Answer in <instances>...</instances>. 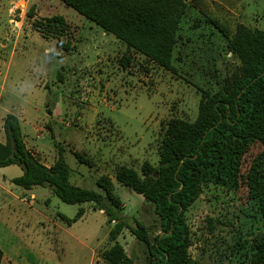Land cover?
I'll list each match as a JSON object with an SVG mask.
<instances>
[{
	"label": "rangeland",
	"instance_id": "1",
	"mask_svg": "<svg viewBox=\"0 0 264 264\" xmlns=\"http://www.w3.org/2000/svg\"><path fill=\"white\" fill-rule=\"evenodd\" d=\"M187 3L173 52L174 70L168 71L131 53L129 66L122 68L125 46L59 0H0V140L4 142L5 116L14 114L24 142L41 161L51 162L46 155L57 158L56 144L64 149L73 186L102 194L96 180L108 176L124 203L123 215L150 227L151 237L159 228L152 205L119 184L116 170L126 166L139 172L144 161L156 166L166 123L172 118L193 121L200 89L216 90V81L234 71L237 61L204 16L230 34L239 24L264 30V0ZM55 15L68 25L67 35L58 41L44 38L33 26L45 30L47 19ZM71 151L83 154L92 166L79 163ZM258 151L252 144L249 155ZM21 175L16 165L0 168L2 264H88L92 250L110 248L113 224L102 211L91 203H63L46 187L23 190L10 181ZM245 196L243 183L234 181L231 172L207 176L200 197L185 214L190 255L198 264L230 263L237 231L259 226L243 214ZM80 208L84 215L77 222L67 226L59 220V215L72 219ZM54 223L78 241L61 238ZM47 233L53 244L51 258ZM60 238L66 243L64 252ZM117 242L133 264H148L146 248L128 231Z\"/></svg>",
	"mask_w": 264,
	"mask_h": 264
},
{
	"label": "trees",
	"instance_id": "2",
	"mask_svg": "<svg viewBox=\"0 0 264 264\" xmlns=\"http://www.w3.org/2000/svg\"><path fill=\"white\" fill-rule=\"evenodd\" d=\"M59 1L125 46L119 60L122 68L129 66L131 53L165 70H174L172 60L178 31L190 6L185 0ZM204 22L223 37L226 52L238 63L234 71L216 81V90L200 89L193 121L172 118L166 123L156 166L144 161L139 172L121 166L114 176L118 183L152 205L159 223L158 233L153 237L150 227L123 215V204L108 176L96 180L102 194L73 186L63 148L54 144L57 158L46 167L26 148L19 119L7 114L3 120L5 141L0 142V168L16 165L22 170L21 176L11 180L12 184L23 190L49 188L69 205L91 203L94 210L102 211L107 222L113 224L108 234L113 244L98 255L104 264H133L117 242L123 231L143 244L148 264H198L190 255L191 231L185 214L200 197L207 176L216 172L220 175L231 172L234 181L243 183L246 190L243 214L259 223L252 231H237L228 256L231 262L217 264H264V30L239 24L230 34L211 17L204 16ZM46 23L45 30L33 25L44 38L58 41L67 35L68 25L63 17L55 15ZM252 144L258 145L259 151L249 155ZM72 154L79 163L92 166L83 154L76 151ZM83 215L80 208L72 219L62 215L59 218L69 226ZM2 258L0 248V264Z\"/></svg>",
	"mask_w": 264,
	"mask_h": 264
},
{
	"label": "crops",
	"instance_id": "3",
	"mask_svg": "<svg viewBox=\"0 0 264 264\" xmlns=\"http://www.w3.org/2000/svg\"><path fill=\"white\" fill-rule=\"evenodd\" d=\"M186 2L188 1V0H185ZM124 46V45H123ZM2 132V131H1ZM4 134V133H3ZM1 135H2V133H1ZM51 135H52V138L54 137L53 136V134L51 133ZM4 136V135H3ZM4 141H5V137H4ZM0 142H2L3 143V141H1L0 140ZM25 143V142H24ZM25 146H26V148L27 149H29V150H31L36 156H38L39 154L38 153H36V151H34V149H30L27 145H26V143H25ZM72 152V151H71ZM41 157V156H40ZM43 157V156H42ZM45 157H47L48 159H50L51 160V162L50 163H44L43 161H41L40 159V162L44 165V166H46V167H49V166H51L53 163H54V161L56 160V158L55 157H53V158H50V156H45ZM39 158V157H38ZM104 176V175H103ZM106 176V175H105ZM4 179H6L5 177H4ZM13 179V178H12ZM12 179H10V181L12 180ZM111 180V179H110ZM116 180V179H115ZM111 182H112V180H111ZM112 184H113V182H112ZM120 184V183H119ZM97 186V185H96ZM123 186V185H122ZM113 187H114V184H113ZM100 189V188H99ZM31 190V189H30ZM101 190V189H100ZM27 191H29V190H27ZM94 191V190H93ZM114 192H115V188H114ZM117 196V195H116ZM118 197V196H117ZM119 198V197H118ZM120 199V198H119ZM122 202V201H121ZM146 202V201H145ZM122 204H123V208H124V203L122 202ZM59 220H61L60 218H59ZM62 221V220H61ZM65 223V222H64ZM66 224V223H65ZM67 225V224H66ZM68 226V225H67ZM70 226V225H69ZM54 232L55 233H57V234H59L60 236H61V238L64 236L65 238L66 237H70L72 240H77L74 236H73V234H71L70 232H68V229L66 228V229H63L62 227H59L58 225H57V223H54ZM113 227V226H112ZM112 229V228H111ZM63 233V234H62ZM109 234V233H108ZM47 239H48V241H49V245H50V247L48 248L49 250H48V255H49V258H51L50 256H52V251H53V244H52V242L50 241L52 238L50 237V233H47V237H46ZM60 238V242H61V245H60V248H61V250L64 252V249H65V245H66V243H65V241H64V239H61ZM78 241V240H77ZM81 245H82V242L80 243ZM97 249L98 248H96L95 250H92L91 252H92V255H91V257H90V260H89V263L88 264H99V263H101V264H104V262L101 260V258H99V254H101L102 252H104L105 250H102V252L101 253H98L100 250H98V252H97ZM126 252V251H125ZM4 261V254H3V258H2V261H1V264H2V262ZM51 262H53V261H51ZM58 262V261H57ZM55 263V262H54ZM55 264H57V263H55ZM58 264H60V262L58 263Z\"/></svg>",
	"mask_w": 264,
	"mask_h": 264
}]
</instances>
